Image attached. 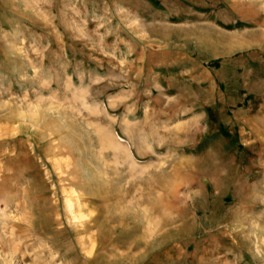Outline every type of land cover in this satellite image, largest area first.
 I'll return each mask as SVG.
<instances>
[{
    "label": "rangeland",
    "instance_id": "obj_1",
    "mask_svg": "<svg viewBox=\"0 0 264 264\" xmlns=\"http://www.w3.org/2000/svg\"><path fill=\"white\" fill-rule=\"evenodd\" d=\"M0 264H264V0H0Z\"/></svg>",
    "mask_w": 264,
    "mask_h": 264
},
{
    "label": "bare ground",
    "instance_id": "obj_2",
    "mask_svg": "<svg viewBox=\"0 0 264 264\" xmlns=\"http://www.w3.org/2000/svg\"><path fill=\"white\" fill-rule=\"evenodd\" d=\"M111 144H112V143H111ZM113 144H114V143H113ZM70 207H71V206H70ZM93 236H94V235H93ZM93 238H94V237H93ZM93 240L95 241V239H93ZM89 246H90V245H89ZM92 247H93V246L91 245V246H90V251L93 250Z\"/></svg>",
    "mask_w": 264,
    "mask_h": 264
}]
</instances>
